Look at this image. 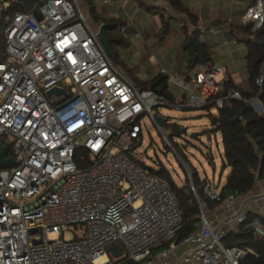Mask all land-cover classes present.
I'll use <instances>...</instances> for the list:
<instances>
[{"label":"built area","instance_id":"1","mask_svg":"<svg viewBox=\"0 0 264 264\" xmlns=\"http://www.w3.org/2000/svg\"><path fill=\"white\" fill-rule=\"evenodd\" d=\"M83 4L0 0V149L8 143L12 155L5 158L15 161L0 167V264H114L112 258L116 264H241L248 254L257 256L224 239L249 213L255 237L264 232V192L222 200L220 187L205 179L204 196L227 211L222 225L215 224L182 160L200 212L196 229L178 242L184 218L175 193L130 156L143 144L145 118L175 150L162 128L173 126L178 134L179 126L159 108L208 115L241 100L238 91L226 89L225 67L196 64L191 77L181 78L162 69L168 83L187 91L180 98L158 87L162 93L140 89L114 65ZM241 23L263 28L264 0H254ZM262 84L263 76L257 80ZM54 87L67 92L57 102L46 95ZM247 102L264 113L258 97ZM8 136L12 143L4 141ZM78 150L86 151L90 165L79 167ZM112 246L121 249L119 257ZM102 256L106 260L98 263Z\"/></svg>","mask_w":264,"mask_h":264},{"label":"rangeland","instance_id":"2","mask_svg":"<svg viewBox=\"0 0 264 264\" xmlns=\"http://www.w3.org/2000/svg\"><path fill=\"white\" fill-rule=\"evenodd\" d=\"M97 1L101 2L103 0ZM112 2L118 4V0ZM101 9L102 7H100ZM84 11L87 12L85 8ZM119 14L122 18L128 19V25L124 29H122V25H119L110 34L117 41L110 45L113 54L111 59L114 65L120 68L127 78L140 89H144L143 83L158 78L166 84L165 91L167 94L175 98H180L186 94L187 91H184V93L176 84L168 83L167 75L161 74L162 68L167 69L168 73L174 71V69L179 73L185 70L181 63L190 51L184 45V49L180 47L181 43L187 40L183 30H181L182 21L173 19L168 33L158 37L153 34L157 28V18L142 9L140 4L136 3V6L130 4L123 7ZM87 18L94 30L100 27L99 23L88 12ZM3 29V27L0 28V60L5 57ZM230 41L228 47L238 50L236 53L237 73L234 74V77L242 80L244 75L240 74V71L244 70L246 64L244 58L247 51L246 45L244 42H234L233 38H230ZM192 74L193 69L189 68L184 74H178V77H191ZM188 82L190 83V78ZM157 87L162 89L161 85ZM158 111L160 114L172 119L179 126L180 131H184L182 134H172L170 129L173 126L166 125L162 128L175 150L166 144L157 126L150 119L145 118L142 122L143 144L138 146V149L130 152V156L168 184V180L161 177L159 171L168 172L170 179L178 187L190 185L183 160L192 170L196 183L203 184L202 182L205 179H210L216 186L223 185L229 169L223 171L222 138L220 135L209 136L208 130L211 123L206 110H177L161 107ZM213 113H216V111H213ZM4 141L12 143L13 138L8 136L4 138ZM10 152L12 154V149ZM80 156L86 157L87 160L84 162L79 161ZM77 163L79 167L90 165L85 150H78ZM207 208L208 217L212 220V212H215L216 208L214 206H207ZM112 261L114 264L118 262L114 258H112Z\"/></svg>","mask_w":264,"mask_h":264},{"label":"trees","instance_id":"3","mask_svg":"<svg viewBox=\"0 0 264 264\" xmlns=\"http://www.w3.org/2000/svg\"><path fill=\"white\" fill-rule=\"evenodd\" d=\"M85 1L95 21L105 25V33L111 40V43L117 42L110 34L114 28H117V26L122 23L116 19H101L96 11L94 0ZM163 1L169 4L173 11L180 15H185L191 22L194 24L196 23V16L193 15L190 9L184 5L181 0ZM140 3L145 6L143 2ZM145 7L148 11L155 12L154 7ZM173 18V16L165 18V16L162 15L163 33L168 31L169 22ZM1 27L2 24L0 23V28ZM183 29L186 33L188 32L185 25ZM235 30L238 34L243 35L241 38L238 37V40L244 42L247 47V70L251 90L249 92L241 91V100L232 99L216 113L208 114L211 122V128L208 130L209 136L216 134L221 135L223 143V171L229 169L225 184L220 188L222 200L229 195H248L253 191L257 183L264 178V113L256 112L247 102L250 98L258 97L264 107V46L255 44L253 41V37L257 36L258 40L264 42V27L257 31H252L251 25L241 24L237 26ZM193 36L195 37L197 51H195L190 44V36L187 37L184 43L185 48L190 51V68H193L196 64L208 66L212 61L211 55L205 50V46L198 40L197 30L194 31ZM196 54L198 55L197 58ZM261 76H263V84L262 87H259L257 86V80ZM153 84L157 86L161 85L162 90L166 93V84L158 78L143 83V88L148 89ZM229 87L230 84L226 83L227 90ZM239 111L242 113L241 117L237 119V112ZM257 150H259L260 154L257 153ZM11 155L9 151L8 156L11 157ZM158 173L161 177L168 180L172 191L178 199L184 218L183 227L177 234L178 242H181L196 229V224L199 221V204L190 185L178 187L170 179L168 172L161 170ZM202 183L204 184V181ZM203 184L195 182V186L199 187V196L202 202L205 203L206 206L216 207L220 203L211 201L204 196L202 190ZM254 218L255 216L249 213L247 221L240 224L237 231L229 232L224 239V243L227 246L241 245L256 252L257 256L248 254V256L241 261V264H264V238L258 239L255 237L254 229L251 226ZM262 222L264 225V218H262ZM120 264L135 263L128 261Z\"/></svg>","mask_w":264,"mask_h":264},{"label":"crops","instance_id":"4","mask_svg":"<svg viewBox=\"0 0 264 264\" xmlns=\"http://www.w3.org/2000/svg\"><path fill=\"white\" fill-rule=\"evenodd\" d=\"M81 1L85 4L86 11L91 16L87 2L85 0H81ZM112 1L114 0H103L101 2L94 0L96 11L100 16V18L103 20L105 19L119 20L122 23L121 24L122 29L127 27L128 19L122 18L119 12L122 10L123 7H126L130 4L136 6L137 3L140 4L142 9H144L146 12L150 13L151 15H154L157 18V25H156L157 28L154 30L153 34L157 35L158 37L164 36L163 34H166L169 31L168 29L167 32L165 33L162 32V26H163L162 15H164L165 18L169 16H173L174 17L173 19L181 20L182 21L181 30H183L185 37L190 36L191 38L193 36L194 31L197 30L198 40L201 42L202 45L205 46V50H207L211 55L212 61L208 66L225 67V77L227 79V83L230 84L229 87L230 90L234 89L239 93L241 91L249 92L251 90L249 74L247 70V59H246L247 51L244 57L246 61L245 68L244 70L240 71V74H243L244 78L242 80L241 79L238 80L234 77V74L237 73L236 53L238 52V50L236 48L232 49L228 46H230L231 43L230 38H233L234 42L235 41H237L238 43L241 42L238 40V37L241 38L243 37V35L238 34V32L235 29L237 26L242 24L241 23L242 16L245 10L247 9V7L250 6L254 2V0H181L182 3L190 9L193 15L196 16L195 24L191 22L190 19L187 18L185 15H180L175 11H173L171 6L165 3L163 0H159V1L121 0V2L120 0H118V4H113ZM140 2H143L145 6L154 7L155 12L148 11L146 7L143 6ZM100 7H102L101 9L102 11L100 10ZM172 20L169 22V27ZM99 25L101 26L102 24L99 23ZM184 25L188 30L187 33L183 29ZM198 28L204 29L205 32H201ZM213 31H217L218 33H214ZM184 43L185 42L183 41L181 43L182 45H180V47L183 49H184L183 47ZM181 66L185 67L184 72H187V70L190 68V53L189 55H186L185 59H183ZM201 66L208 67L207 65H203V64H201ZM121 68L123 69V67ZM162 69L168 72L167 69L165 68ZM184 72L182 73L184 74ZM169 73H176L177 76L178 74H182L175 69L174 71L173 70L169 71ZM252 99L254 98H250L248 100H252ZM217 135L220 134H216V136ZM222 149H223V143H222ZM223 185L221 186L219 185V187L221 188ZM262 192H264V182L263 180H260L257 183L256 187L253 189V191L250 192L248 195L243 196V199L251 196H256ZM215 208H216L215 212H212V221H214L215 224L222 225V222L227 215V211L225 207L221 205L220 206L217 205ZM235 231H237V229ZM262 237H264V232L259 233L256 238L261 239Z\"/></svg>","mask_w":264,"mask_h":264},{"label":"water","instance_id":"5","mask_svg":"<svg viewBox=\"0 0 264 264\" xmlns=\"http://www.w3.org/2000/svg\"><path fill=\"white\" fill-rule=\"evenodd\" d=\"M34 13L38 17V19H41V16L37 11H35ZM97 37L99 38V40L103 44L105 51L107 52L109 57L113 58V54H112L111 49H110L111 40L108 38V36L105 33V25H101L99 27L98 32H97ZM253 41L255 44L264 46V42L258 40L257 36L253 37ZM190 44L193 46L194 50L197 51V46L195 43V37L194 36H192L190 38ZM197 57H198V55L196 54V58ZM150 88L152 90L159 92V93L163 92L162 90L157 89L156 84L151 85ZM46 95L50 101L57 102L60 98L65 97L67 95V92L61 88L54 87V88L48 90L46 92ZM259 107H260V110L263 109L261 106H259ZM241 113H242L241 111L237 112V119H239L241 117ZM155 121L160 126H164V122L162 120H160L159 117H156ZM175 132L178 134L183 133V131H180V130H175ZM9 147H10L9 144L5 143L4 146H2L0 149V167H10V166L15 165V161L13 159H6L5 158L8 151H9ZM257 153L260 154L259 150H257ZM109 250L113 254L114 257H119L121 255V249L118 246H112Z\"/></svg>","mask_w":264,"mask_h":264},{"label":"bare ground","instance_id":"6","mask_svg":"<svg viewBox=\"0 0 264 264\" xmlns=\"http://www.w3.org/2000/svg\"><path fill=\"white\" fill-rule=\"evenodd\" d=\"M106 260V256H102L99 260L98 263L104 262Z\"/></svg>","mask_w":264,"mask_h":264}]
</instances>
